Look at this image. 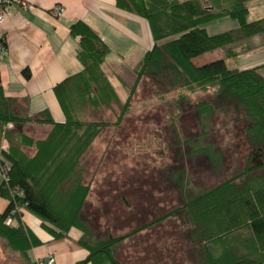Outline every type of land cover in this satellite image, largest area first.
I'll use <instances>...</instances> for the list:
<instances>
[{"label": "trees", "instance_id": "1", "mask_svg": "<svg viewBox=\"0 0 264 264\" xmlns=\"http://www.w3.org/2000/svg\"><path fill=\"white\" fill-rule=\"evenodd\" d=\"M115 1L120 9L146 19L154 40L133 69L136 80L124 103L102 69L109 46L81 19L69 28L79 39L77 57L82 68L54 86L65 120L55 121L47 109L34 118L52 125L45 138L5 128L8 123L25 124L32 118L12 111L13 99L5 94L0 76V138L9 142L0 158V167L9 166L8 180L0 175V196L8 200L0 212V237L25 257L31 245L40 242L21 223H3L16 202L39 216L43 228L55 237L65 235L70 225L84 229L80 216L89 185L82 182L80 158L104 127L120 123L135 84L149 75L168 78L174 89H181L178 102L188 99L186 91L213 90L210 100L194 105L201 130L198 135L183 139L191 157L208 154L216 167L221 166L223 152L206 138L211 116L231 109L235 120L245 125L247 143L251 149L259 150L261 160L247 162L234 176L186 198L181 205L125 234L92 242L81 236L78 242L88 254L76 264H124L113 255L116 243L181 212L192 227L189 237L204 264H264V62L230 68L225 61L248 50L253 36L264 35V16L248 17L249 0ZM225 15L235 18L238 26L216 34H209L202 26L207 20ZM0 42L5 44L3 39ZM217 49H222L224 57L196 62V58ZM23 73L30 75L28 68ZM113 102L120 105L114 123L79 117L89 107L100 109ZM22 146L35 148V153L27 155Z\"/></svg>", "mask_w": 264, "mask_h": 264}, {"label": "rangeland", "instance_id": "2", "mask_svg": "<svg viewBox=\"0 0 264 264\" xmlns=\"http://www.w3.org/2000/svg\"><path fill=\"white\" fill-rule=\"evenodd\" d=\"M259 15L263 14L260 12ZM248 17H256L253 6L249 9ZM232 22L238 23L235 18L225 15L207 20L202 26H206L209 32H216L230 28ZM263 36H253L254 39H250L251 47L243 51L257 52L259 59L252 56L254 60L247 65L242 64L236 56L227 57V66L247 68L264 62ZM206 56L216 59L224 57V54L222 49H217ZM122 76L118 97L124 103L135 83L136 73L125 64ZM180 91L174 89L168 78L142 76L130 94L129 107L120 123L104 127L80 158L84 178L82 182L89 185L80 216L84 226L82 236H86V239L92 242L106 239L108 235L125 234L134 226L181 205L186 198L234 176L247 162L253 164L261 160L259 150L251 149L247 143L245 125L235 120L231 109L216 111L211 116L209 136L206 138L223 152L221 166L216 167L208 154L191 157L183 139L194 137L201 130L194 105L197 101L210 100L213 90L186 91L188 99L178 102ZM119 113L120 105L113 102L100 109L89 107L79 117L86 121L107 120L114 123ZM25 126L23 132L37 138H45L52 129L51 124L34 119L25 123ZM3 146L5 149L9 147L7 139ZM22 149L29 156L35 153L32 147L22 146ZM1 150L3 147H0V158ZM183 178L185 183L181 180ZM25 210L23 205L16 202L3 223L12 224L14 218L19 219ZM161 220L145 227L149 228L145 236L147 241L157 237L154 246L167 244L168 250L161 260H167L168 264H204L196 244L189 240L192 227L185 221V213ZM73 226L70 225L68 230ZM156 229H162V234ZM131 236L112 248L113 252L119 244L116 257L124 264H130L136 257L129 251L130 243L135 242L129 241ZM123 241L128 242L121 243ZM0 243L12 249L5 238L0 237ZM174 256L177 260L175 263ZM49 257L55 261L54 255L49 254L37 259V263L49 264L46 260Z\"/></svg>", "mask_w": 264, "mask_h": 264}, {"label": "crops", "instance_id": "3", "mask_svg": "<svg viewBox=\"0 0 264 264\" xmlns=\"http://www.w3.org/2000/svg\"><path fill=\"white\" fill-rule=\"evenodd\" d=\"M25 3L26 5L14 4L11 12L0 23V39H3L5 43V50L0 52V76L5 94L13 99L12 111L32 119L47 109L55 121L65 120L54 86L66 76L82 68L77 57L79 39L70 33L71 23L79 19L85 21L109 46L102 69L117 94L120 90L119 83L123 82L122 73H124L125 64L129 65L133 71L144 52L154 43L147 20L120 9L115 0H25ZM247 5L248 10L253 6L256 15L250 19L264 16V0H249ZM57 6L64 7V11L59 16L52 13ZM260 12L263 15H259ZM237 26L238 23L232 22L230 28L216 32L210 31L211 33L206 26L204 28L209 34H216ZM206 54L199 57L200 63L211 60V57ZM258 54L254 51H246L234 56L241 59L242 64L248 65L254 60L252 56L259 59ZM26 68L30 71L29 77L23 73ZM28 126L30 127L31 124ZM5 128L12 131H25L26 126L8 123ZM5 144L6 139L1 137L0 147L5 149L3 146ZM7 204L8 200L0 196V212L6 208ZM19 223L31 230L40 242L31 245L26 257L0 243V264H38L37 259L49 254L55 257L53 264H76L88 254L87 249L78 242L83 233L79 227L73 226L65 235L55 237L43 228L42 219L28 210L23 211L19 219L14 218L12 225ZM148 229L143 228L129 237V241H135L134 244L130 243L129 251L131 254H136L134 261L130 264H168L167 260L164 262L161 260L162 255L168 250L167 244L156 243L157 245L154 246V243L158 241L157 237L147 241L145 236ZM156 231L162 234L163 230L156 229ZM126 242L128 241L121 243ZM118 246L119 244L113 249L115 257ZM174 259L175 263L177 261L175 256ZM86 264L94 263L89 261Z\"/></svg>", "mask_w": 264, "mask_h": 264}, {"label": "built area", "instance_id": "4", "mask_svg": "<svg viewBox=\"0 0 264 264\" xmlns=\"http://www.w3.org/2000/svg\"><path fill=\"white\" fill-rule=\"evenodd\" d=\"M14 4H22L26 5L25 0H0V23H2L5 20V17L7 14L11 12V8ZM64 11L63 6H57L52 10V13L55 16L60 15ZM5 50V44L0 42V52ZM9 169V166L7 164H3L0 167V175L7 181L8 176L6 175L7 170ZM9 218V217H8ZM9 219L7 223H9ZM46 260H48V263L51 264L54 261L53 257H49Z\"/></svg>", "mask_w": 264, "mask_h": 264}]
</instances>
